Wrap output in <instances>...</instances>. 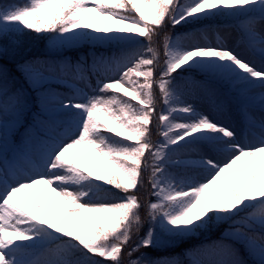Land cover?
Here are the masks:
<instances>
[{"label": "snow or ice", "instance_id": "obj_1", "mask_svg": "<svg viewBox=\"0 0 264 264\" xmlns=\"http://www.w3.org/2000/svg\"><path fill=\"white\" fill-rule=\"evenodd\" d=\"M222 16L243 17L251 58L218 33L210 40L207 33L216 28L205 25L166 35L158 68L153 37L159 30ZM25 31L46 34L54 49L83 42L120 51L89 53L91 64L84 56L75 63L25 59L15 65L25 88L3 62L15 56ZM89 75L97 77L95 87L76 86ZM52 83L70 93L45 88ZM29 91L39 108L30 123ZM198 93L217 112L235 106L245 126L240 138L189 102ZM191 168L202 170V178L190 175ZM145 171L154 197L147 204L150 227L129 257L228 222L219 240L186 253L190 264H264V0L0 5V264H123L133 230L142 225L135 193ZM127 264L181 261L140 252Z\"/></svg>", "mask_w": 264, "mask_h": 264}, {"label": "trees", "instance_id": "obj_2", "mask_svg": "<svg viewBox=\"0 0 264 264\" xmlns=\"http://www.w3.org/2000/svg\"><path fill=\"white\" fill-rule=\"evenodd\" d=\"M18 1V0H0V5H4L6 3ZM21 1V0H19ZM235 18L230 17H218L213 19L214 21H227L233 20ZM212 21V20H211ZM190 25L192 23H189ZM188 25V24H186ZM185 27L177 26L176 28H172L170 24L166 25L163 29L158 31V34L153 37V47H155L159 53V64L158 68L162 67L163 62L165 60L164 57V37L166 35L170 36L172 33H175L178 28ZM172 34L171 36H173ZM101 48L100 45H90L88 43H81L77 46H68L66 48L61 49H54L51 46L50 40L46 34H36L31 31H25L18 37V47L16 48V54L13 57L10 55L9 57L5 58L3 61L5 65L11 70L12 76L14 77V81L16 86H24L27 88V84L24 81L23 76L20 72L16 71L15 65L19 62H22L25 59H33V58H42V59H50V60H62V59H77L81 56L87 57L89 59V53H92L93 50H98ZM183 75H189L188 73H184ZM197 79H204V77L199 73H192ZM217 86V85H216ZM34 93L32 91H29ZM154 94L157 98V104L160 103V95L158 89H154ZM29 115V114H28ZM31 116H27V120ZM152 135L151 139L153 143H156L159 140L158 132L155 127L151 129ZM155 138V139H154ZM144 180L142 181L138 192L135 194L138 195L140 198L142 207L139 210V214L141 217L142 225L140 227L139 232H136L135 229L132 233V239L129 244L125 247L123 255L121 257L123 264H127L129 259H134L140 255V252H146L149 255L155 257L160 254H167V253H179L184 260H188L189 256L186 254L191 249H197L200 246L204 245L207 242L216 241V238L219 237L221 234L225 232V229L228 228L229 223L224 222L220 223L218 226L211 228L209 231H198L197 233L184 238L181 241H177L175 244L169 247H158V248H141L140 252L133 253L132 257L127 255L129 249L134 246L142 237L147 229L150 227V222L148 219V209L147 204L154 200V197L151 196V188L147 182V178L149 176V172L145 171L143 173Z\"/></svg>", "mask_w": 264, "mask_h": 264}, {"label": "rangeland", "instance_id": "obj_3", "mask_svg": "<svg viewBox=\"0 0 264 264\" xmlns=\"http://www.w3.org/2000/svg\"><path fill=\"white\" fill-rule=\"evenodd\" d=\"M215 28H216V31H209L207 33L210 40L214 41L215 36L218 33L221 36V38L223 39L224 43L229 48L234 49L237 53H239L240 55H242L246 59L251 58V56L249 54L247 40L244 36V32L241 29V27L238 29L233 24H222V25H217ZM197 29H202V28H197ZM197 29H195V30H197ZM180 35L183 36L185 34L183 33ZM197 38H199L198 35H197ZM105 46H107V44ZM114 47H116V46L114 45ZM97 56H99V55H97ZM256 63H257V65H259V58L258 57L256 58ZM89 83H90L89 80L86 82L85 81H78V82H76V86L84 89L85 91H89V89L87 87V84H89ZM93 87H95V86H93ZM45 88H51V89L58 91L60 93H65V94L70 93V89L65 87V86L64 87H57V86H54L52 84H49V85H45ZM256 91L258 92L259 90L257 89ZM89 94H91V93H89ZM201 96H202V94L198 93L196 95V97H194L192 100H189V102L195 103L198 110L204 111L211 118L216 119V120L220 121L221 123H223L225 125H229L232 128H234L237 131L238 138H240L245 126L242 122L241 116L237 113L235 106H229V108L227 110L222 111V112H217L211 106H209L207 103H205V101L201 98ZM157 110H158V106H157ZM75 151L78 153L83 152L84 155H88V153L84 152L83 149L77 148V149H75ZM190 158L191 159H197L198 157L196 156V154L193 153V154H190ZM217 159H222V158L217 157ZM90 167H92L93 170H96L95 164L90 165ZM188 173L190 175L197 176L198 178H202V170H200V169L191 168V169H188ZM41 201L45 204L46 207L49 206L48 200L45 199L44 197H41ZM57 212L59 213V209H57Z\"/></svg>", "mask_w": 264, "mask_h": 264}]
</instances>
